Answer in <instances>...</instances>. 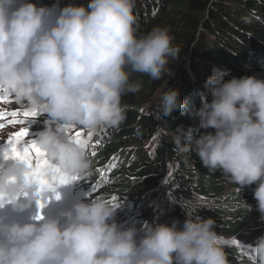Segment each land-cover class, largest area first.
Returning a JSON list of instances; mask_svg holds the SVG:
<instances>
[{"label": "clouds", "instance_id": "1", "mask_svg": "<svg viewBox=\"0 0 264 264\" xmlns=\"http://www.w3.org/2000/svg\"><path fill=\"white\" fill-rule=\"evenodd\" d=\"M57 8L0 0V89L17 104L46 114L35 142L64 173L84 178L90 162L69 131L117 127L126 118L122 95L141 87L130 82L131 73L159 80L180 49L160 26L136 35L135 0ZM229 71L213 68L205 81L210 99L201 94V106L192 113L204 131L191 148L205 168L221 172L238 191L255 184V210L264 222V79H226ZM174 110L188 111L179 91L167 86L157 118ZM28 172L20 159L0 163V194L18 211L49 202V190ZM119 207L98 197L63 210V224L59 218L0 219V264H228L213 218L186 216L179 228L175 220L145 222L137 239L134 225H117ZM246 247L254 264H264V233Z\"/></svg>", "mask_w": 264, "mask_h": 264}, {"label": "trees", "instance_id": "2", "mask_svg": "<svg viewBox=\"0 0 264 264\" xmlns=\"http://www.w3.org/2000/svg\"><path fill=\"white\" fill-rule=\"evenodd\" d=\"M32 2L57 5L54 12L68 4H88V0ZM134 13L138 37L154 26L166 28L172 45L180 49L179 57L168 59L159 80L131 73L130 82L139 81L141 87L122 95L126 118L117 127L74 130L72 136L79 130L92 133L85 150L90 174L80 178L83 200L99 197L112 206L120 204L114 217L117 225H134L139 239L143 234L139 230L149 222L144 206L165 177L175 220L183 224L186 216L213 218L228 264H254L247 245L231 241L236 235L253 240L258 236L252 224L260 221L252 194L255 184L238 191L221 172H210L201 164L191 145L204 130L192 113L201 106V94L210 99L205 81L213 68L230 70L226 79L243 75L264 79V0H135ZM167 86H175L188 111L174 110L158 119L159 97ZM45 116L37 110L30 120L36 130L44 127ZM244 202L252 205L251 211Z\"/></svg>", "mask_w": 264, "mask_h": 264}, {"label": "snow or ice", "instance_id": "3", "mask_svg": "<svg viewBox=\"0 0 264 264\" xmlns=\"http://www.w3.org/2000/svg\"><path fill=\"white\" fill-rule=\"evenodd\" d=\"M11 95L7 93L5 90L0 89V101L5 100ZM19 115H22L25 119H16ZM37 115L36 109L25 110L21 113L18 111H12L10 116L13 119H9L8 123H17V124H25L29 117H35ZM5 117V113L0 112V120H3ZM3 124H0L2 127ZM29 135L28 127H21L19 131L12 134V136L8 139L6 145L3 148H0V163L13 160L20 159L23 160L29 169L28 177L30 180L38 183L42 188L47 189L53 193L56 199H59V193L56 192V187L62 184H67L73 180L78 179V176L69 175L60 170L57 166H55L47 157L46 152H44L35 142V139H32L31 142H26L25 137ZM85 135L87 139H85ZM77 144H79L82 150H85L88 147L89 141L92 139V133H84L82 130L75 131L74 135L71 137ZM51 172V176L49 175ZM95 186H92V190H94ZM89 195V194H87ZM113 201L116 200V197L112 198ZM37 208H43L44 203L41 201H37ZM4 206L3 195L0 194V207ZM114 206H118V204H114ZM35 220L43 219L42 214L38 211L34 217ZM231 243H237L236 240L231 241Z\"/></svg>", "mask_w": 264, "mask_h": 264}, {"label": "rangeland", "instance_id": "4", "mask_svg": "<svg viewBox=\"0 0 264 264\" xmlns=\"http://www.w3.org/2000/svg\"><path fill=\"white\" fill-rule=\"evenodd\" d=\"M25 110H31V109L17 104L12 96H10L8 99H6L4 102L0 104V112L5 113L4 119L1 120L3 126L0 130V148H3L6 145L8 139L12 136V134L19 131L21 127H28L29 129V135L25 137L26 142H31L32 139L36 138V134L38 130H36L34 124L30 121L32 120V117H29L28 120L25 122V124L8 123L9 119H13L10 116V113L12 111H18L19 113L22 114V112ZM16 119H25V118L22 115H19L18 117H16ZM77 129L78 128L71 129L68 133L69 137H71L74 130ZM169 170H168V175H169ZM166 180L167 178L164 177L160 185L156 189H154L155 196L152 199H150V201H148L147 204L144 206L147 212L146 216L148 218L149 223L159 222V223L171 224L175 220L170 215L172 198L168 194V190L166 187ZM84 198L85 196L82 193L81 188L78 189L77 187L76 191L72 194L70 200L65 203V209L70 208L73 203H75L78 200H83ZM252 224H254L257 230H259L258 236L264 233V222L257 221ZM177 227L178 228L182 227V224L178 222ZM232 239L246 245L253 244L255 242V240L253 239L241 238L238 235L232 237Z\"/></svg>", "mask_w": 264, "mask_h": 264}, {"label": "water", "instance_id": "5", "mask_svg": "<svg viewBox=\"0 0 264 264\" xmlns=\"http://www.w3.org/2000/svg\"><path fill=\"white\" fill-rule=\"evenodd\" d=\"M173 87H175V86H173ZM173 87H172V88H173Z\"/></svg>", "mask_w": 264, "mask_h": 264}]
</instances>
